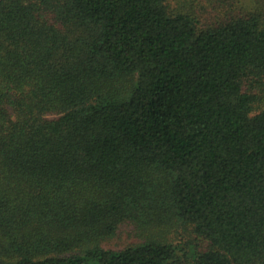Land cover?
I'll use <instances>...</instances> for the list:
<instances>
[{"label": "trees", "instance_id": "trees-1", "mask_svg": "<svg viewBox=\"0 0 264 264\" xmlns=\"http://www.w3.org/2000/svg\"><path fill=\"white\" fill-rule=\"evenodd\" d=\"M0 264H264V0H0Z\"/></svg>", "mask_w": 264, "mask_h": 264}, {"label": "rangeland", "instance_id": "rangeland-1", "mask_svg": "<svg viewBox=\"0 0 264 264\" xmlns=\"http://www.w3.org/2000/svg\"><path fill=\"white\" fill-rule=\"evenodd\" d=\"M117 242V241H116Z\"/></svg>", "mask_w": 264, "mask_h": 264}]
</instances>
